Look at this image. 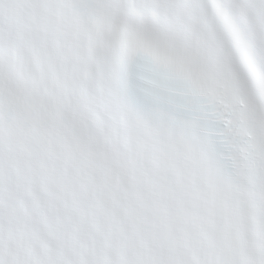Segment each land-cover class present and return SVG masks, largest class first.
I'll return each instance as SVG.
<instances>
[{
	"label": "snow or ice",
	"instance_id": "1",
	"mask_svg": "<svg viewBox=\"0 0 264 264\" xmlns=\"http://www.w3.org/2000/svg\"><path fill=\"white\" fill-rule=\"evenodd\" d=\"M0 264H264V0H0Z\"/></svg>",
	"mask_w": 264,
	"mask_h": 264
}]
</instances>
